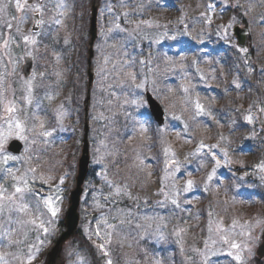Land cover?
Wrapping results in <instances>:
<instances>
[{
	"label": "rangeland",
	"instance_id": "rangeland-1",
	"mask_svg": "<svg viewBox=\"0 0 264 264\" xmlns=\"http://www.w3.org/2000/svg\"><path fill=\"white\" fill-rule=\"evenodd\" d=\"M27 2L41 12H18L15 0H0V135L8 133L9 124L23 128L0 148V188L14 193L18 179L28 181L23 201L19 194L16 199L26 210L6 209L0 215V256L8 264H20L29 254L33 264H45L62 231L81 156L87 95L91 0ZM96 6L98 38L87 112L91 176L79 207L81 234L63 247L60 262L257 264L264 229V2L96 0ZM36 14L43 23L33 33ZM243 21L250 34L240 46L233 28ZM24 36L36 43H25ZM214 47L226 53L230 68L213 58ZM195 49L202 54L196 69L200 82L222 89L229 114H235L234 122L220 127L221 138L214 141L207 134L203 147L169 123L182 107L184 90L193 85L185 51ZM26 59L32 61L28 77L22 72ZM157 68L169 80L159 79ZM145 92L169 113L162 127L149 114ZM188 105L189 112L198 113L197 101ZM10 106L14 112L7 111ZM45 131L51 135H41ZM148 136L158 140V157L141 148V137ZM13 140L22 145L18 155L7 151ZM4 155L17 159L4 163ZM219 172L222 178L215 176ZM188 180L194 183L186 191ZM49 198L59 208L56 217L45 205ZM232 243L240 248L232 249ZM229 251L239 253L241 261Z\"/></svg>",
	"mask_w": 264,
	"mask_h": 264
},
{
	"label": "trees",
	"instance_id": "trees-1",
	"mask_svg": "<svg viewBox=\"0 0 264 264\" xmlns=\"http://www.w3.org/2000/svg\"><path fill=\"white\" fill-rule=\"evenodd\" d=\"M241 24V23H240ZM242 25L245 26V21L242 22ZM247 27V26H245ZM175 45H172V51H174L175 55L179 52L175 49ZM143 48V46H142ZM197 49V48H196ZM195 50L185 51L186 55V71L190 76V79L193 81V85L190 88L184 90V101L181 100V108L177 111V114H174L171 119H169V123L172 121L174 125H176L183 133L186 134L189 138H191L195 143L200 144L207 134L211 135L213 140H219L220 137V127L226 122L229 124L234 122L235 114H229V104L224 98L223 90L219 89V87L208 86V84L204 85L200 82L198 77L197 63L201 60L202 54L201 52H197ZM202 49V48H200ZM157 53L162 51L161 45L157 47ZM208 53V52H207ZM226 53H222L219 47H214L212 49L211 55L216 61L219 63H223L224 68H230L231 60L229 57L226 58ZM219 59V60H217ZM81 60V59H80ZM156 75H158L159 79L169 80L170 76H165L163 72L159 68H157ZM175 85V79L173 78L171 81ZM233 82L231 81L230 84ZM201 84L203 86H198ZM178 89L179 87L175 85ZM148 90V89H147ZM163 99V97H161ZM191 101H197L202 107L203 112L197 113L194 111H190L188 103ZM164 108V106H162ZM165 113L169 116V113L164 108ZM227 117L225 118V116ZM125 124L121 125V129H124ZM195 131V132H194ZM143 138V144L141 148L143 150L152 149V151L156 154L155 157H158L162 154V150L158 148V140L153 136L141 137ZM146 140V141H145ZM152 140V141H151ZM147 142V143H146ZM91 174H89V177ZM217 178H220V172L215 175ZM182 198L177 197L178 202H181ZM62 225H60L61 227ZM81 234V231L78 230L77 234L72 236L69 239V242H73ZM257 264H261L259 260H255Z\"/></svg>",
	"mask_w": 264,
	"mask_h": 264
},
{
	"label": "water",
	"instance_id": "water-1",
	"mask_svg": "<svg viewBox=\"0 0 264 264\" xmlns=\"http://www.w3.org/2000/svg\"><path fill=\"white\" fill-rule=\"evenodd\" d=\"M92 5L90 8V18H89V27H88V45H87V95L86 103L84 108L85 122H84V134L82 139V148L81 156L78 160L77 171L74 177V184L72 190L69 192L68 205L63 217V231L56 239L53 247L46 254L45 264H64L60 262V256L64 245L69 241V239L76 235L78 232V227L80 225V213L79 207L81 202V196L83 193V186L88 177L90 157H89V142H88V104L90 100V90L93 85L94 80V71L91 69L92 59H93V44L98 38V29H97V17L98 9L96 6V0H91ZM37 20H40V16L36 14L34 16V25L32 27V32L37 33L39 31V25L36 23ZM233 34L236 38L238 45L242 46L245 44L247 37L250 32L245 27L236 26L233 29ZM32 68V61L26 59L22 67L24 77H28L30 70ZM145 100L148 107L150 116L155 121L158 126L163 125L164 123V111L160 104L150 95V93H145ZM258 112H260V107H258ZM260 124L262 125V120L260 119ZM22 150V145L20 142L13 140L9 143L7 151L13 155H18ZM238 171V169H236ZM262 242L257 248L256 254L259 259L264 260V230L261 236Z\"/></svg>",
	"mask_w": 264,
	"mask_h": 264
},
{
	"label": "snow or ice",
	"instance_id": "snow-or-ice-1",
	"mask_svg": "<svg viewBox=\"0 0 264 264\" xmlns=\"http://www.w3.org/2000/svg\"><path fill=\"white\" fill-rule=\"evenodd\" d=\"M262 2H264V0H262ZM209 7L211 8L212 5H209ZM15 9H16V11L23 12L25 14L28 13V12H41V7L40 6L29 5L27 0H15ZM250 10H251V5L249 6V11ZM0 11H3L2 7H0ZM13 19H15V17H13ZM20 19L23 22L25 17L22 16V17H20ZM209 22H211V21L209 20ZM4 23H5V25H6V27L8 29H11L13 27L11 21H7L6 20ZM36 23L38 25L42 24L43 20H37ZM57 23H59V21H57ZM17 31H19L18 27H17ZM23 39H24L25 43H30V44H35L36 43V40L34 38H32V37H29V36H24ZM241 51L246 52L247 50L246 49H241ZM237 87H239V85H237ZM30 91H31V82H29V92ZM196 107L198 109V114L203 112V107L199 103H197ZM7 111L9 113L14 112L15 108L10 106V107L7 108ZM262 111H264V109H262ZM247 119H248L249 123H251L252 117L249 116V117H247ZM40 127L43 128V124H41ZM14 130H19V132H22L23 128H22L20 123H16L15 124V129H13V125L12 124H9L8 133L0 135V148L3 147V144L7 141L8 137L13 134ZM140 130H141V132L145 131L143 125H141V129ZM41 135L50 136L51 132L45 131V132H42ZM19 138L20 139H25V137H23V136H19ZM201 147H203V143H201ZM213 147H215V145H213ZM225 155H227V153H225ZM213 158H215V157H213ZM9 159H17V157L8 156V155H4L3 156V162L4 163H7V161ZM173 163H175V162H173ZM217 166H219V161H217ZM260 167H261L262 170H264V164L260 165ZM5 171H7L9 174H11V172H12L11 169H6ZM32 171H35V169H32ZM214 171L215 170H213V174H214ZM13 179L14 180L17 179L14 176V174H13ZM208 179L211 180L212 176L209 175ZM60 182L63 183V178H61ZM193 183L194 182L192 180H188L187 181V187L185 188V190L186 191L189 190L192 187ZM27 187H28V181L26 179L20 178V179L17 180V185L15 186V192L14 193H7L6 189L0 188V215H2L6 209H8L9 211H20V212H23V211L26 210V206L23 203H21L19 205H16V199H17V194H19L18 198L21 201H23L24 193H25ZM59 199H60V197H57V200H59ZM9 203L13 207L9 208ZM173 203H176V201L174 200ZM45 205L48 207V210L51 212L52 217H56L57 213L59 212V208L53 205V202H52L51 198H49L48 200H45ZM28 222L29 223H35V221H28ZM181 231H183V230H181ZM43 232L45 234H47L48 233V228L47 227H43ZM97 235H99V233H97ZM5 239H7V237H5ZM223 240H224L225 243H228L227 237H223ZM8 242L12 243V241H8ZM205 246L207 247V243H206ZM98 247L102 251H104V245L103 244L99 245ZM231 248L232 249H239L240 245H238L236 243H232L231 244ZM219 254H223V253H219ZM104 255L107 256L108 252L104 251ZM213 255H217V253H213ZM227 255L228 256H232L233 259H235L236 261H241V256H240L239 253H236L234 255L233 252L229 251L227 253ZM34 258H35L34 255L29 254L26 257V259L20 260V264H33ZM0 262H2V264H8V262L5 261L4 257H2V256H0ZM107 264H112V261L109 259L107 261ZM203 264H209L208 259H205Z\"/></svg>",
	"mask_w": 264,
	"mask_h": 264
},
{
	"label": "bare ground",
	"instance_id": "bare-ground-1",
	"mask_svg": "<svg viewBox=\"0 0 264 264\" xmlns=\"http://www.w3.org/2000/svg\"><path fill=\"white\" fill-rule=\"evenodd\" d=\"M235 255V254H234ZM230 257H232V256H230ZM233 258V257H232ZM235 260V259H234Z\"/></svg>",
	"mask_w": 264,
	"mask_h": 264
}]
</instances>
